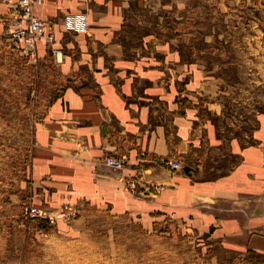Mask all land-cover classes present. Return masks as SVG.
<instances>
[{"label": "crops", "instance_id": "0c3cea01", "mask_svg": "<svg viewBox=\"0 0 264 264\" xmlns=\"http://www.w3.org/2000/svg\"><path fill=\"white\" fill-rule=\"evenodd\" d=\"M206 6L201 0H45L33 14L54 40L40 39L31 59L5 33L9 4L0 1V91L26 84L33 93L42 77L55 87L31 120L26 161L18 126L24 109L0 101V109L17 111L11 120L7 110L0 115V236L8 227L24 229L25 204L57 209L86 202L130 213L147 227L176 221L225 248L264 253V120L228 130L210 115L219 76L210 58L221 38L204 19L219 5ZM67 13L86 14L87 30H65ZM2 141L10 149H1ZM109 153H125L124 172L160 190L125 191L120 173L102 163ZM166 159H178L180 167L167 169Z\"/></svg>", "mask_w": 264, "mask_h": 264}, {"label": "rangeland", "instance_id": "374dc122", "mask_svg": "<svg viewBox=\"0 0 264 264\" xmlns=\"http://www.w3.org/2000/svg\"><path fill=\"white\" fill-rule=\"evenodd\" d=\"M209 2L213 3L201 0L202 9L208 4L219 8L205 12V25L208 31L215 23L221 38L215 44L217 55L210 58L219 76L209 94V113L225 129L254 128L255 120H264V0ZM8 82L15 89V77H8ZM27 88L25 84L18 91H0V101L7 99L24 109L23 124L18 126L23 130L25 161L31 147V120L55 95L50 77H42L33 93ZM6 110L9 120L17 114L15 108H2L0 115ZM10 144L7 141L1 149H10ZM30 206L25 204L22 210L24 231L8 227L7 235L0 236V264H264V253L225 248L214 239L182 230L176 221L147 227L130 213L114 214L79 202L57 209L39 207L54 215L67 207L74 210L71 222L58 218L48 224L30 219L26 214Z\"/></svg>", "mask_w": 264, "mask_h": 264}, {"label": "built area", "instance_id": "2783aa9c", "mask_svg": "<svg viewBox=\"0 0 264 264\" xmlns=\"http://www.w3.org/2000/svg\"><path fill=\"white\" fill-rule=\"evenodd\" d=\"M9 4V12L3 18L5 33L9 36L12 46L20 50V52L35 59L36 44L40 39H44L47 44H51L54 35L51 31H46L47 23L45 20L38 18L33 14L34 5H42L45 0H0ZM145 1V0H142ZM62 25L67 31H86L88 27V19L84 13H67L64 15ZM54 52L56 50L53 49ZM142 161H146V153L140 152ZM104 166L113 171L120 173L119 182L125 191L131 194L153 195L157 193L161 186L146 183L139 184V179L135 174L124 172L128 169V157L125 153H109L102 158ZM162 166L171 171H175L180 167L178 159H166L162 161ZM140 170V169H139ZM26 214L30 219H42L48 224H54L57 219L69 223L74 219V210L71 207L59 210L56 215L45 209L30 206Z\"/></svg>", "mask_w": 264, "mask_h": 264}]
</instances>
